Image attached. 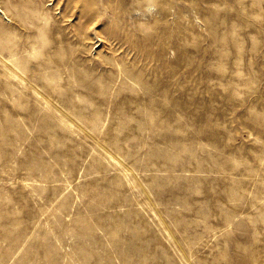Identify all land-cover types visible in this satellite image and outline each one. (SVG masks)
<instances>
[{
	"label": "rangeland",
	"instance_id": "374dc122",
	"mask_svg": "<svg viewBox=\"0 0 264 264\" xmlns=\"http://www.w3.org/2000/svg\"><path fill=\"white\" fill-rule=\"evenodd\" d=\"M0 264H264V0H0Z\"/></svg>",
	"mask_w": 264,
	"mask_h": 264
}]
</instances>
